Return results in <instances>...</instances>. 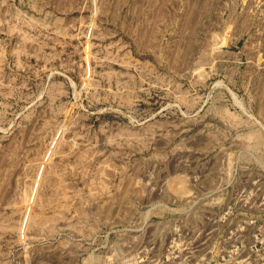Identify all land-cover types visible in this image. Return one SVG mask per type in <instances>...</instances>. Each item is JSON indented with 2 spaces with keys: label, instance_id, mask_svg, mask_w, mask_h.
Returning a JSON list of instances; mask_svg holds the SVG:
<instances>
[{
  "label": "rangeland",
  "instance_id": "rangeland-1",
  "mask_svg": "<svg viewBox=\"0 0 264 264\" xmlns=\"http://www.w3.org/2000/svg\"><path fill=\"white\" fill-rule=\"evenodd\" d=\"M0 264H264V0H0Z\"/></svg>",
  "mask_w": 264,
  "mask_h": 264
}]
</instances>
